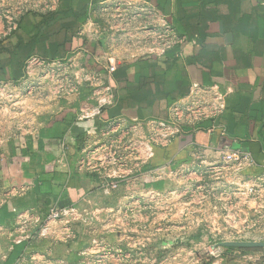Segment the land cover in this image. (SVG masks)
<instances>
[{"label":"crops","instance_id":"0c3cea01","mask_svg":"<svg viewBox=\"0 0 264 264\" xmlns=\"http://www.w3.org/2000/svg\"><path fill=\"white\" fill-rule=\"evenodd\" d=\"M83 1L89 3L85 19L91 17L111 32L93 41L80 33L82 19L79 23L57 22L45 29L42 52L33 42L36 24L40 21L38 15L58 10L60 0L52 8L27 9L19 17H7L8 20L4 16L6 0H0V41L12 46L23 41L25 51L22 68L6 66L0 84L9 85L23 79L26 60L34 55L63 61L65 77L74 67L83 65L96 72L97 85L114 83L115 103L102 111L101 119L108 124L121 119L123 122L118 128L126 131L118 134L126 139L128 161L117 180L121 188L137 187L141 183L138 179L148 177L150 171L184 164L193 158L196 145H228L229 150L248 154L251 163L244 159L241 163L229 162L236 174L235 182L211 184L225 187L220 199L230 203L228 219L232 218L231 210L240 217L235 227H243L248 214L247 218L256 223L250 227L251 231L259 232L260 219H264V0ZM14 10L12 7L11 14ZM118 12L124 15L120 17ZM162 21L174 31L172 46L150 53L147 47L154 36L147 28ZM68 29H73V33H67ZM55 31L58 32L49 34ZM108 47L119 55L117 78L114 74L109 77L103 68V51ZM76 50L77 54L72 55ZM170 51L173 52L170 54ZM195 84L218 86L225 94L224 109L214 115L220 100L213 90L209 97L199 95L203 102L199 111L192 112L194 123L166 141V129L160 121L169 119L175 104L188 101ZM58 91L61 95L47 109L51 114L39 137L20 134L4 145L2 155L13 160L9 172L16 175L14 182L26 184L21 185L26 189L0 203V264L84 263L81 254L90 242L84 240L79 228H52L49 234H41L42 211L50 204L82 206L92 202L96 209V194L108 173L106 169L96 170V122L78 120L80 108L94 101L91 90L86 86L63 85ZM219 123L225 127L224 135L218 128L207 131ZM28 141L31 149L25 154L20 146ZM40 142L44 148L39 147ZM62 142H66L65 159L59 145ZM150 142L153 155L149 157ZM205 152L209 157L218 156L211 149ZM83 154L89 161L81 159ZM31 173L36 175L33 182L27 178ZM40 185L51 194L44 198L38 196L39 201L34 197L19 209L13 207V200L25 201L34 191L38 194ZM251 186L257 187L256 192L249 190ZM159 199L166 202L165 195H159ZM191 203L188 211L159 212L167 220L171 216L172 223L181 222V218L188 223L163 226L160 243L163 250L189 251L187 257L173 253L167 264H196L193 251L197 247L190 240V234L198 228L194 225L196 214ZM25 210L28 213L23 223L17 212ZM140 234L126 241L131 251L128 264H146L145 258H134L133 250H142L148 244ZM167 234L171 237L165 239ZM180 234H187L188 242L186 246L175 247L172 239ZM116 236L117 233H109L108 242L113 244ZM205 264H264V249L228 248L218 259Z\"/></svg>","mask_w":264,"mask_h":264},{"label":"rangeland","instance_id":"374dc122","mask_svg":"<svg viewBox=\"0 0 264 264\" xmlns=\"http://www.w3.org/2000/svg\"><path fill=\"white\" fill-rule=\"evenodd\" d=\"M55 1L57 0H6L4 16L8 20L7 17H19L27 9H49ZM12 7L15 8L13 14L10 11ZM70 84L80 86L76 78ZM61 85L60 77L51 82L47 68L30 70L23 79L15 83L0 84V203L20 195L26 189L21 186L26 184L14 182L16 175L9 172L13 160L10 156L2 155L5 143L11 142L20 134L39 137L49 119L48 115L51 114L47 109L61 95L58 91ZM199 157L195 163L189 159L181 165L178 163L171 168L150 171L148 177L138 179L141 183L135 188L120 187L110 194L99 189L96 194V209L92 202H86L77 206L76 212L61 216L52 223V227H72L82 231L84 240L90 242L81 254L84 259L82 264H128L131 251L126 241L140 233L148 244L142 250H133L134 258L143 257L146 264H167L172 260L173 253L187 257L188 250H163L160 245L164 225L184 226L188 224L187 220L181 218V222L172 223L171 216L168 221L159 212L172 213L174 209L188 211L189 202H192L191 209L195 210L194 225L198 228L196 233L190 234V240L197 247L193 251L197 258L196 264L218 259L228 249L219 245L222 242L264 241V219H260L259 232L251 231L250 227H255L256 223L250 221L246 214L243 227L237 229L235 225L240 223V217L235 210H231L232 218L228 219L230 203L220 199L225 187L211 184L236 181V174L230 169L229 163L219 156L200 154ZM190 160L192 165H189ZM34 176L36 175L31 173L27 178L33 182ZM159 195H165V203L159 199ZM208 202L211 203V208ZM45 209L42 213L46 216L50 205ZM47 224L46 218L40 222L41 226ZM109 233H117L113 244L108 242ZM167 237L171 236L167 234L165 239ZM174 237L172 241L175 242V247L186 246L187 234Z\"/></svg>","mask_w":264,"mask_h":264},{"label":"built area","instance_id":"2783aa9c","mask_svg":"<svg viewBox=\"0 0 264 264\" xmlns=\"http://www.w3.org/2000/svg\"><path fill=\"white\" fill-rule=\"evenodd\" d=\"M118 15L121 17L124 14L118 12ZM79 28L82 35L88 36L93 41L100 40L111 32L110 28L101 25L91 17H87L80 24ZM147 31L150 35L154 36V41L147 47V50L150 53H157L160 50L168 49L172 46V34L174 31L167 22L162 21L161 23L153 25L152 27L147 28ZM101 46L104 47L103 45ZM77 52V50L74 51L72 55L77 54ZM103 54L105 56L102 62L104 65L103 68L106 70L107 75L112 77L114 72L117 70V60L119 55H117L115 50L111 47L105 49ZM62 64H64L63 61L59 59L50 60L48 58L34 55L26 60L25 69L26 73H29L30 70L36 68H47L48 77L50 78L51 82L60 77L62 84L61 86L69 85L71 87H77L73 84H70L73 83L76 78L80 86H86L91 90L94 101H90L89 104L83 105L80 108L78 120L96 122V170L106 169L108 172L106 177L107 180L102 178L105 183L104 185H99L98 189H102L103 192L110 194L111 191L120 188L121 185H118L117 180L122 175L121 169L124 168L128 162L126 160L127 153L125 152L126 139H124L123 136L118 137V134L126 133L124 129L118 128V126H120L123 121L119 119L115 123L108 124L107 121H103L101 119L102 111L105 108L114 105L115 103L116 85L111 82L108 84L97 85L96 72H93L91 68H88L87 66L83 67V65L74 67L73 70H70L71 72H69V76L65 77L66 74H64V65ZM80 70H84V72L82 73ZM193 88L194 89L191 92L188 101L175 104L171 110L169 119L166 121H160V125L166 129V141L172 136L185 131L188 126L194 123L195 117H193L192 112L194 109L199 111L198 108L202 106L200 103L203 102V99L200 98L199 95L209 97L213 90L214 92L218 93L220 100L214 115H217L224 109L225 94L220 91L218 86H202L195 84ZM216 128L219 129L222 135L225 134V127L220 123L209 127L207 131L211 132ZM126 136L127 135H125V137ZM59 145L62 149V159H65L66 142H62ZM208 149H211L213 152L217 153L223 161L228 163H241L243 159L248 163L252 162V158L248 154H245L240 150H229L228 145H196L194 148V151L196 152L193 154L192 161L195 163L197 159H200L199 155H205V151ZM147 153L149 157L153 155V146L151 142L147 146ZM81 159L83 161L85 160L86 162L89 161V158L86 154H83ZM167 168H171V166H168ZM249 190L251 192H256L257 187L251 186ZM76 208L77 206H60L57 203L50 204V211L48 215L45 216L44 214V216L41 218V222L46 218L48 223L46 226H41V234H49L52 228H54L52 227V223L57 221L61 216L76 212ZM26 213H28L26 210L17 212L18 219L22 220L23 223Z\"/></svg>","mask_w":264,"mask_h":264},{"label":"trees","instance_id":"16d2710c","mask_svg":"<svg viewBox=\"0 0 264 264\" xmlns=\"http://www.w3.org/2000/svg\"><path fill=\"white\" fill-rule=\"evenodd\" d=\"M96 1V0H95ZM88 4L83 0H60L59 2V8L58 10L48 13V14H35L40 16V21L36 24V33L33 37V42L35 45L38 46V48H42V52H44V41H45V29L49 26H51L52 24H55L57 22H64V21H74L75 23H79V21L81 20L82 22L85 20V17L87 15V11H88ZM58 31L55 32H50L49 34H55ZM67 33L72 34L73 33V29L67 31ZM23 41H20L19 43H17L16 45L12 46V45H8V44H4L3 41H0V78L4 73V68L6 66H10L13 67L14 69H21L23 66V57L25 54V51L23 50ZM167 52H169L168 50L165 52L167 54ZM173 51H170V54ZM126 65H130V63H125ZM118 70H116L114 72V78H117V73ZM21 149L23 150V152L25 154L30 152L31 149V144L30 141H28L27 143H25V145L20 146ZM39 147L40 148H44V145L42 142L39 143ZM40 182H44L43 179H40ZM48 191H45V189H43V187H39V191L38 194L35 193H31L28 196V199L26 198L25 201L23 200H13V207H16L17 209H19V207L23 206L25 203H28L30 200H34V197L36 199V201H39L38 196H42L43 198L45 196H49ZM47 202V201H46ZM243 250H250V248H242ZM261 249V248H260ZM259 248L255 249V250H260Z\"/></svg>","mask_w":264,"mask_h":264},{"label":"water","instance_id":"95a60500","mask_svg":"<svg viewBox=\"0 0 264 264\" xmlns=\"http://www.w3.org/2000/svg\"><path fill=\"white\" fill-rule=\"evenodd\" d=\"M227 248H264V241H225L219 244Z\"/></svg>","mask_w":264,"mask_h":264}]
</instances>
